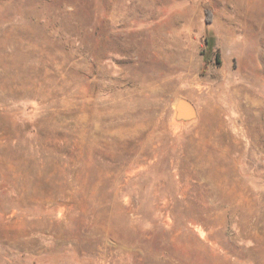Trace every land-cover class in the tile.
<instances>
[{"label":"rangeland","instance_id":"374dc122","mask_svg":"<svg viewBox=\"0 0 264 264\" xmlns=\"http://www.w3.org/2000/svg\"><path fill=\"white\" fill-rule=\"evenodd\" d=\"M0 264H264V0H0Z\"/></svg>","mask_w":264,"mask_h":264},{"label":"water","instance_id":"95a60500","mask_svg":"<svg viewBox=\"0 0 264 264\" xmlns=\"http://www.w3.org/2000/svg\"><path fill=\"white\" fill-rule=\"evenodd\" d=\"M185 106H188L189 108ZM176 111H177V119L179 120L194 119L196 116L195 108L188 101L185 100L178 101Z\"/></svg>","mask_w":264,"mask_h":264},{"label":"bare ground","instance_id":"6f19581e","mask_svg":"<svg viewBox=\"0 0 264 264\" xmlns=\"http://www.w3.org/2000/svg\"><path fill=\"white\" fill-rule=\"evenodd\" d=\"M185 107L189 108L188 106H185ZM189 110H190V109H189Z\"/></svg>","mask_w":264,"mask_h":264}]
</instances>
